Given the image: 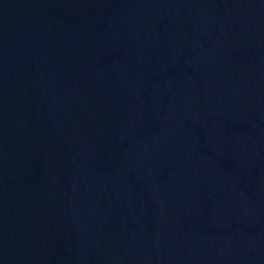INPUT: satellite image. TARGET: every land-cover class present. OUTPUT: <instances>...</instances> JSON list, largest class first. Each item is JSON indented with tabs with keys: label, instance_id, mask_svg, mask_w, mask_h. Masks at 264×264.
<instances>
[{
	"label": "water",
	"instance_id": "1",
	"mask_svg": "<svg viewBox=\"0 0 264 264\" xmlns=\"http://www.w3.org/2000/svg\"><path fill=\"white\" fill-rule=\"evenodd\" d=\"M0 264H264V0H0Z\"/></svg>",
	"mask_w": 264,
	"mask_h": 264
}]
</instances>
